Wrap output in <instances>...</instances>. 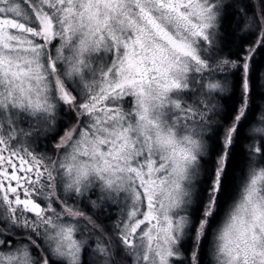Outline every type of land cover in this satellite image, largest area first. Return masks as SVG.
<instances>
[{"label": "snow or ice", "instance_id": "6c2138e0", "mask_svg": "<svg viewBox=\"0 0 264 264\" xmlns=\"http://www.w3.org/2000/svg\"><path fill=\"white\" fill-rule=\"evenodd\" d=\"M0 264H264V0H0Z\"/></svg>", "mask_w": 264, "mask_h": 264}]
</instances>
